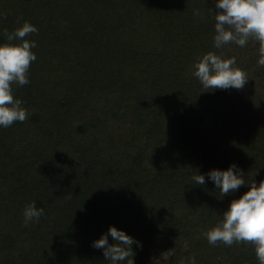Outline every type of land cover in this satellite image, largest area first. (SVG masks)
Wrapping results in <instances>:
<instances>
[{"label":"trees","instance_id":"obj_1","mask_svg":"<svg viewBox=\"0 0 264 264\" xmlns=\"http://www.w3.org/2000/svg\"><path fill=\"white\" fill-rule=\"evenodd\" d=\"M215 11L214 0H0V44L24 21L39 30L25 37L37 42L30 82L12 84L28 117L0 127V264H111L92 242L112 225L142 242L135 264L171 249L166 264H259L253 243L203 236L250 186L224 196L192 180L233 162L247 184L264 180L259 43L217 49ZM210 51L236 58L244 88L191 75ZM32 201L45 214L25 226Z\"/></svg>","mask_w":264,"mask_h":264},{"label":"clouds","instance_id":"obj_2","mask_svg":"<svg viewBox=\"0 0 264 264\" xmlns=\"http://www.w3.org/2000/svg\"><path fill=\"white\" fill-rule=\"evenodd\" d=\"M214 3L215 47L220 49L229 43L244 47L250 37L254 38L259 43L257 63L264 67V0H214ZM196 14H199V10ZM38 31L29 21H24L11 32L4 30L9 43L0 44V127H10L14 122H23L28 117L27 109L22 106L23 101L14 97L12 84L24 86L30 82V65L37 59L32 49L37 47V42L25 37ZM235 65V57L225 58L210 51L193 64L191 75L205 89H242L249 78L246 71ZM206 177L224 196L238 191L242 185L250 188L231 201L222 215L223 219L205 231L203 236L213 246L218 242L228 246L251 242L255 245L259 264H264V180L259 184H247L244 170L235 162L227 169L215 168L207 173L194 175L192 180L196 185H205ZM44 214V208L38 207L36 201L27 204L23 209L25 226L39 222ZM110 238L112 243L109 242ZM134 244L143 247L141 241L112 225L99 239L92 242V247L102 249L105 259L111 264H135ZM167 253L174 254L172 249ZM182 264H197L196 257H187Z\"/></svg>","mask_w":264,"mask_h":264},{"label":"rangeland","instance_id":"obj_3","mask_svg":"<svg viewBox=\"0 0 264 264\" xmlns=\"http://www.w3.org/2000/svg\"><path fill=\"white\" fill-rule=\"evenodd\" d=\"M167 261L168 254L165 252H158L151 257L150 264H166Z\"/></svg>","mask_w":264,"mask_h":264}]
</instances>
